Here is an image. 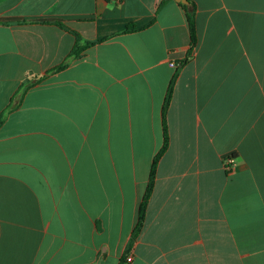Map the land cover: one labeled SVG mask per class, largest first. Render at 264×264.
<instances>
[{"label": "crops", "instance_id": "1", "mask_svg": "<svg viewBox=\"0 0 264 264\" xmlns=\"http://www.w3.org/2000/svg\"><path fill=\"white\" fill-rule=\"evenodd\" d=\"M193 2L0 0V264H264V0Z\"/></svg>", "mask_w": 264, "mask_h": 264}, {"label": "trees", "instance_id": "2", "mask_svg": "<svg viewBox=\"0 0 264 264\" xmlns=\"http://www.w3.org/2000/svg\"><path fill=\"white\" fill-rule=\"evenodd\" d=\"M187 1H188V3L184 5V8L186 9L187 20L189 23V29H190V35H191V44H192L191 46L194 47V45H196V43H197L196 21L194 20L195 16H196V6H195V3L193 2V0H187ZM57 25L60 26L62 29H66V30L68 29L65 25H63L61 23H57ZM90 45H93V44L87 43V46H90ZM79 51H80V47L78 45L76 47V49L74 50L73 54L75 56H77ZM64 67H65V65H62V66L57 67L55 69H51V71H49L47 73V75L48 76L51 74L53 75L56 72L64 69ZM46 79H47V76H42V77H39L37 79H28V81L25 84V87L30 88L36 84H39V83L45 81ZM166 144L164 146V149H166ZM156 169H157V163H155L153 168H152L149 186H148L147 192L143 198V201H141L142 204H141L140 210H139L138 223H137L136 227H134L135 229H134L131 241L129 243V246L127 248L126 254H128L131 251L133 244H134L135 240L137 239L138 235L140 234L142 227L144 225L145 217H146L147 204H148V201L151 197L153 187H154V181H155V177H156L155 176L156 175ZM126 262H127V256L122 257L120 264H126Z\"/></svg>", "mask_w": 264, "mask_h": 264}, {"label": "built area", "instance_id": "3", "mask_svg": "<svg viewBox=\"0 0 264 264\" xmlns=\"http://www.w3.org/2000/svg\"><path fill=\"white\" fill-rule=\"evenodd\" d=\"M172 67H177V66H179L177 63H171L170 64ZM234 162V158L232 157H227L226 159H225V165H226V167L227 168H230L231 167V165H232V163ZM132 260V258L130 257L129 259H128V261H131Z\"/></svg>", "mask_w": 264, "mask_h": 264}, {"label": "water", "instance_id": "4", "mask_svg": "<svg viewBox=\"0 0 264 264\" xmlns=\"http://www.w3.org/2000/svg\"><path fill=\"white\" fill-rule=\"evenodd\" d=\"M176 1H178V2H182V3H184V4H187V3H188L187 0H176Z\"/></svg>", "mask_w": 264, "mask_h": 264}]
</instances>
